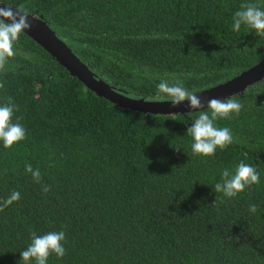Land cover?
<instances>
[{"label":"trees","instance_id":"16d2710c","mask_svg":"<svg viewBox=\"0 0 264 264\" xmlns=\"http://www.w3.org/2000/svg\"><path fill=\"white\" fill-rule=\"evenodd\" d=\"M0 1L41 14L82 61L131 96L169 98L157 91L164 79L201 90L264 57V37L232 27L241 4L264 10V0ZM14 48L0 71V106L12 97L13 122L26 138L10 148L0 142V200L20 193L0 212V264H23L31 231L65 232L66 254H51L48 264H264V78L230 96L243 108L216 124L235 141L204 157L193 154L187 128L207 108H122L24 32ZM241 161L260 183L233 198L216 193L222 170ZM26 164L40 170V183Z\"/></svg>","mask_w":264,"mask_h":264},{"label":"clouds","instance_id":"9594fccd","mask_svg":"<svg viewBox=\"0 0 264 264\" xmlns=\"http://www.w3.org/2000/svg\"><path fill=\"white\" fill-rule=\"evenodd\" d=\"M239 11L233 16V30L239 31L242 25L253 29L256 35L264 37V10L252 3L241 4ZM34 19H37L33 15ZM28 20V13L17 6L0 7V71L6 72V65L9 58L16 55L15 43L26 29L31 28ZM4 84L0 83V88ZM159 94L169 97L173 107L185 100L188 101L191 109L205 108L202 100L193 92L183 87L182 82L170 84L166 79L161 80L157 85ZM208 111H200L198 116L187 128V133L192 138L191 149L194 155L204 157L214 156L217 148L226 149L235 141L232 130L228 127H218L216 122L220 119H230L233 114L239 115L243 104L234 98L224 100L212 98L207 101ZM18 106L8 97V102L0 106V142L5 148L26 138V129L20 123L13 122L14 110ZM179 150V149H177ZM25 171L30 173L36 183H40L42 176L40 170L33 169L31 164L25 165ZM260 183V173L253 166L241 161L234 172L229 169L222 170L221 181L214 185L216 193H222L225 197L233 198L243 192L247 187ZM50 191L49 185H42V192ZM20 199V193L13 191L7 199L0 200V212ZM258 210L256 204L249 205V212L255 214ZM31 243L25 250L20 252L23 264H48L51 254L63 257L66 254L64 243L66 235L64 231H49L43 235L35 231L30 233Z\"/></svg>","mask_w":264,"mask_h":264},{"label":"water","instance_id":"95a60500","mask_svg":"<svg viewBox=\"0 0 264 264\" xmlns=\"http://www.w3.org/2000/svg\"><path fill=\"white\" fill-rule=\"evenodd\" d=\"M9 6L13 10L17 7L14 4H6L0 1V7ZM27 13L28 20L32 26L30 29H26L24 33L48 51L57 63L68 70L70 75L76 76L87 88L94 91L98 96L110 100L119 107L131 109L136 112L176 114L198 111L197 109H191L187 100L173 107L172 102L169 100L170 98L149 99L136 97L116 89L93 71L87 63L82 61L67 42L57 35L55 30L52 29L41 14L33 12ZM33 15L37 19H34ZM263 78L264 57L231 78L210 87L194 91L193 93L202 100L206 108L208 100L212 98L224 100L231 95L243 92L247 86Z\"/></svg>","mask_w":264,"mask_h":264}]
</instances>
